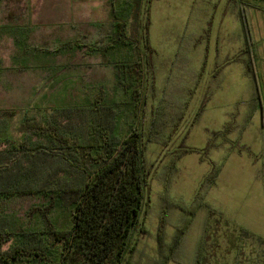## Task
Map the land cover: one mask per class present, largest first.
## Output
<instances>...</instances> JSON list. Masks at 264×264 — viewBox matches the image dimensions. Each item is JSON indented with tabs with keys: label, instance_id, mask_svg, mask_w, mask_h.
Returning <instances> with one entry per match:
<instances>
[{
	"label": "rangeland",
	"instance_id": "1",
	"mask_svg": "<svg viewBox=\"0 0 264 264\" xmlns=\"http://www.w3.org/2000/svg\"><path fill=\"white\" fill-rule=\"evenodd\" d=\"M52 1L41 0V10L53 9L56 5ZM66 1L74 7L78 0ZM149 1L139 0L142 11L130 14L127 27V34L133 39L134 18L149 20L147 34L153 51L147 56L152 66L146 73L145 85L140 87L145 105L143 96L137 108L122 105L126 113L122 130H127L130 123L139 125L140 120L148 132L157 116L155 136L160 141L146 142L144 158L150 179L147 192L150 207L143 218L146 232L133 235L130 264H160L166 255H171L178 229L187 218V213L177 204L193 201L213 169L208 158L224 161V165L167 264H195L202 242L205 264H264V178L252 161L264 138V128L261 111L254 112L247 122L256 88L247 72L250 56L245 49L239 16L243 0H153L151 4ZM247 12L253 34L254 69L264 102V10L247 6ZM78 21L72 16L71 23ZM111 23L103 21L90 31L88 26L74 24L70 35L65 28L61 30L63 36L55 41L58 30L47 31L45 24L40 32V44L30 43L41 52L39 67L0 68V96H3L0 110L14 111L0 118L4 120L2 125L8 127L0 131L1 138L7 136L20 141L27 130L24 115L40 108L50 111L55 106L84 105L97 98L115 103L129 99L116 84L111 62L125 57L139 59L143 54L141 43L133 40L132 49L123 47L105 55L89 50L92 42L104 46L112 31ZM71 41L85 46L66 45ZM9 72L36 77L40 73V80L33 84H8L2 75ZM230 119L240 127L229 137L249 147L250 152L230 150L229 143L205 151L211 136L209 130H221ZM175 123L178 129L173 133ZM185 135L184 145L194 151L177 159ZM163 138H169V142L161 143ZM42 201L30 198L2 202L0 209L22 217L31 206Z\"/></svg>",
	"mask_w": 264,
	"mask_h": 264
},
{
	"label": "trees",
	"instance_id": "2",
	"mask_svg": "<svg viewBox=\"0 0 264 264\" xmlns=\"http://www.w3.org/2000/svg\"><path fill=\"white\" fill-rule=\"evenodd\" d=\"M139 6V0L115 2L112 31L106 45L101 46L99 42L89 45L92 53L105 55L123 47L132 49L133 40L141 43L143 54L139 59L125 57L111 62L116 84L129 99L115 103L104 98L101 102L97 98L84 105L55 106L50 111L40 108L24 115L27 130L20 141L0 137V203L43 199L42 204L31 206L22 217L0 209V264H130L133 235L146 232L143 218L150 207L147 193L150 179L144 158L146 142L160 141L155 136L157 116L148 132L140 120L139 125L130 123L127 130H122L126 116L122 105L138 107L144 95H140V87L145 85L152 66L147 56L153 51L147 34L148 18L145 22L134 18L133 39L127 34L128 18L132 12L142 11ZM144 6L148 10V4ZM247 6L264 10V0H243L239 6L245 49L250 56L247 72L253 77L256 88L254 107L247 122L259 110L264 127V102L254 69L253 34ZM66 45L85 46L77 41ZM142 99L145 105V96ZM13 112L0 110V118ZM183 116L184 113L181 118ZM136 117L139 116L136 114ZM2 123L4 120L0 121V131L7 130ZM239 127L230 119L221 130H209L211 136L204 150L218 149L229 143L230 150L250 152L249 147L229 137ZM245 127L246 124L242 128ZM176 129L178 126L173 133ZM186 137L180 144L177 159L194 151L184 145ZM169 138L161 139V143L167 144ZM207 160L213 169L193 201L177 204L187 213V218L178 229L171 255H166L160 264H167L180 246L195 215L203 207L204 197L217 182L224 161ZM162 233L161 229V242ZM244 233L250 234L247 230ZM195 264H205L204 242Z\"/></svg>",
	"mask_w": 264,
	"mask_h": 264
},
{
	"label": "crops",
	"instance_id": "3",
	"mask_svg": "<svg viewBox=\"0 0 264 264\" xmlns=\"http://www.w3.org/2000/svg\"><path fill=\"white\" fill-rule=\"evenodd\" d=\"M40 1L0 0V64L2 65L0 68L30 70V68L39 67L41 52L38 47L35 50L31 44L35 42L40 44V32L45 29V24L48 25L47 31L54 33L58 30L59 35L54 37L55 41L56 38L63 36L61 30L64 31L65 28L70 35V28L74 24H80L79 26L82 25L86 28L88 26L87 31H90L91 27H96L103 21H113L114 3L124 2V0H78L75 1L73 7L66 0H53L52 2L56 6L53 9L42 11ZM72 16L79 20L78 23H71ZM9 62L12 65H8ZM2 76L6 77L4 80L8 84H33L35 81L39 83L40 80V73L38 77L34 74L22 75L16 72H9ZM2 97L0 96V98ZM257 111L259 110L255 112ZM262 128L264 127L262 126ZM262 139V142L260 141L261 143L258 144L259 149L255 159L252 158V161L264 178V138Z\"/></svg>",
	"mask_w": 264,
	"mask_h": 264
}]
</instances>
